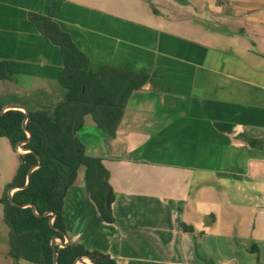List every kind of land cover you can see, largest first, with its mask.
<instances>
[{"label":"crops","instance_id":"1","mask_svg":"<svg viewBox=\"0 0 264 264\" xmlns=\"http://www.w3.org/2000/svg\"><path fill=\"white\" fill-rule=\"evenodd\" d=\"M31 13H52L92 70L149 75L115 138L91 116L77 132L109 171L114 222L82 168L65 197L68 243L117 264H264V53L252 29L264 0H0V60L26 80L0 93L59 98L60 48Z\"/></svg>","mask_w":264,"mask_h":264},{"label":"trees","instance_id":"2","mask_svg":"<svg viewBox=\"0 0 264 264\" xmlns=\"http://www.w3.org/2000/svg\"><path fill=\"white\" fill-rule=\"evenodd\" d=\"M29 18L42 35L60 48L63 69L58 86L62 95L57 98L41 90L28 94L21 90L0 93V138H7L17 152V145L29 138L27 131L31 133L24 145L31 152L18 154L19 166L5 188L0 205L10 229L9 256L16 264L20 260L30 264H55L51 243L54 238L64 241L65 197L82 168L86 188L101 218L109 224L114 222L112 209L106 207L107 192L112 191L109 171L101 158L87 153L77 132L84 126L85 117L91 116L99 129L115 138L130 97L147 83L149 75L109 65L94 71L87 55L61 29L52 13H31ZM0 82L18 84L6 60H0ZM8 105L28 110L26 124V114L21 110H9L1 115ZM37 155L41 165L33 170L25 187L29 170L38 165ZM14 187H23L12 195L20 207L9 201V191ZM184 229L192 230L185 225ZM250 250L257 252L258 248L252 246ZM78 258L87 259L90 264H117L109 255L90 251L79 243L57 245L56 264H74Z\"/></svg>","mask_w":264,"mask_h":264},{"label":"rangeland","instance_id":"3","mask_svg":"<svg viewBox=\"0 0 264 264\" xmlns=\"http://www.w3.org/2000/svg\"><path fill=\"white\" fill-rule=\"evenodd\" d=\"M255 20L260 19L262 16L255 15ZM224 24L227 23L226 17L223 16ZM264 20V16L262 17ZM259 21V20H258ZM252 23V29H255L257 33V43L261 44V48L264 53V23L263 22ZM232 25L236 26L235 23ZM254 25V27H253ZM262 67V66H261ZM26 80H18V84L25 83ZM21 154L25 152L19 151ZM19 166V155L13 150L9 140L7 138H0V199L8 184L12 182L15 177L17 168ZM9 232L10 229L4 221L3 208L0 205V264H12V258L9 256L10 244H9ZM59 242V240H58ZM18 264H30L25 260H20Z\"/></svg>","mask_w":264,"mask_h":264},{"label":"water","instance_id":"4","mask_svg":"<svg viewBox=\"0 0 264 264\" xmlns=\"http://www.w3.org/2000/svg\"><path fill=\"white\" fill-rule=\"evenodd\" d=\"M9 110H21V111H23V112L26 114V120H25V122H24V123L26 124V121H27L28 116H29V112H28V110H27L25 107H23V106H19V105H8V106H5V107L3 108L2 112H1V115H2L3 113H5L6 111H9ZM73 132H74V134H76V130H75V129L73 130ZM27 134H28V137H29L28 140L19 143V144L17 145V147H16V150H17V153H18V154H21V153L19 152L20 150H23L25 153H27V152H31L30 149L24 147V145H25V144L30 140V138H31V133L27 131ZM37 158H38V165L32 167V168L29 170V172H28V176H27V183H26L25 187H27V186L29 185V183H30L31 173L33 172V170H35L36 168H38V167L41 165V158H40L38 155H37ZM22 188H23V187H14V188H12V189L9 191V201H10V203H11L12 205H15V206L20 207V205H18V204L13 200L12 195H13V192H14L15 190H17V189H22ZM111 196H112V191L109 190V191L107 192V196H106V207H107V209H111ZM30 206H31L33 209H35L33 205H30ZM22 207H26V205H25V206H22ZM63 236H64V238L67 239V242H64L63 240H61V239H59V238H54V239L52 240V243H51L52 248H53V250H54V262H55V264H56V260H57V245H60L61 247H65V246L68 244V241H69V239H68V237H67L66 234L63 233ZM58 240H59V242H58ZM74 264H90V263H89V261H88L87 259H84V258H78Z\"/></svg>","mask_w":264,"mask_h":264}]
</instances>
